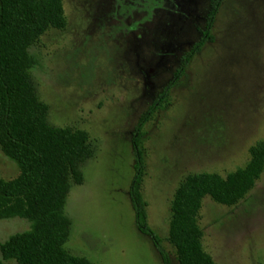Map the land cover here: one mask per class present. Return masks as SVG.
<instances>
[{"label": "rangeland", "instance_id": "rangeland-1", "mask_svg": "<svg viewBox=\"0 0 264 264\" xmlns=\"http://www.w3.org/2000/svg\"><path fill=\"white\" fill-rule=\"evenodd\" d=\"M214 2L63 0L67 27L49 29L30 47V76L49 105L48 123L86 131L94 152L82 167L84 182L70 183L72 254L93 264H164L139 230L130 198L135 135L152 106L137 138L142 193L170 264H178L171 205L184 179L235 172L264 141V0H222L206 35ZM19 173L0 148V178ZM199 219L216 264H264V172L237 204L206 196ZM30 226L0 219V245Z\"/></svg>", "mask_w": 264, "mask_h": 264}, {"label": "trees", "instance_id": "trees-1", "mask_svg": "<svg viewBox=\"0 0 264 264\" xmlns=\"http://www.w3.org/2000/svg\"><path fill=\"white\" fill-rule=\"evenodd\" d=\"M221 1L214 2L206 35ZM67 24L63 0H0V148L20 171L15 179L0 178V219L23 218L31 223L29 230L1 243L0 264H93L66 249L71 233L67 197L71 182H84L82 167L94 156L89 135L79 128L50 125L49 105L38 99L30 76L36 65L30 47L49 29H64ZM203 42L205 38L186 54L180 75ZM155 107L144 114L136 131L138 159L130 198L139 230L152 238L163 263L170 264L162 239L147 222L144 166L137 141ZM263 172L264 141L251 149L249 162L235 172L190 174L184 179L172 200L169 232L178 264H216L203 243L199 218L204 198L237 204Z\"/></svg>", "mask_w": 264, "mask_h": 264}]
</instances>
